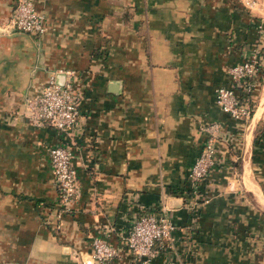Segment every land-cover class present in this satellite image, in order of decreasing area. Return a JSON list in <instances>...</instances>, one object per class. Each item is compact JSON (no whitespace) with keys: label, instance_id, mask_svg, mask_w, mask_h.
Wrapping results in <instances>:
<instances>
[{"label":"crops","instance_id":"0c3cea01","mask_svg":"<svg viewBox=\"0 0 264 264\" xmlns=\"http://www.w3.org/2000/svg\"><path fill=\"white\" fill-rule=\"evenodd\" d=\"M34 5L39 36L3 30L13 0H0V264H94L92 237L116 248L107 264H139L122 238L143 212L174 225L149 264H264V68L247 121L214 101L227 69L264 44V0ZM66 70L75 127H33L25 98ZM212 123L215 161L194 197L185 178ZM60 144L78 193L58 213L47 149Z\"/></svg>","mask_w":264,"mask_h":264},{"label":"built area","instance_id":"2783aa9c","mask_svg":"<svg viewBox=\"0 0 264 264\" xmlns=\"http://www.w3.org/2000/svg\"><path fill=\"white\" fill-rule=\"evenodd\" d=\"M3 30L39 36L46 31L45 16L35 9L34 0H13V7ZM258 31L264 36L263 24L258 25ZM263 46L264 44L254 47L249 58L227 69L230 87L220 86L214 91V101L219 111L235 121L244 122L252 114V89L258 83L264 68L261 53ZM61 75V79H57L56 74L49 76L39 92L25 98L22 116L33 127L50 126L64 133L75 127L79 118V95L73 86L74 72L66 70ZM201 130L205 139L185 178L187 188L194 197L199 192L201 181L214 165V141L220 133V127L217 123H212L204 125ZM47 154L58 195V213L68 211L72 199L78 193L71 150L66 145H53L48 147ZM173 229L171 219L164 213L143 212L135 217L122 239L134 261L149 264L159 248L166 245ZM117 255L116 248L106 239L91 238L89 259L92 263L107 264Z\"/></svg>","mask_w":264,"mask_h":264},{"label":"trees","instance_id":"16d2710c","mask_svg":"<svg viewBox=\"0 0 264 264\" xmlns=\"http://www.w3.org/2000/svg\"><path fill=\"white\" fill-rule=\"evenodd\" d=\"M261 53H262V56L264 57V49L261 50ZM262 71H263V70H262ZM261 73H262V72H261ZM251 108H252V111H253V103H252V107H251ZM188 192H189V190H188Z\"/></svg>","mask_w":264,"mask_h":264},{"label":"water","instance_id":"95a60500","mask_svg":"<svg viewBox=\"0 0 264 264\" xmlns=\"http://www.w3.org/2000/svg\"><path fill=\"white\" fill-rule=\"evenodd\" d=\"M56 77H57V79H61V78H62V75L59 74V75H57Z\"/></svg>","mask_w":264,"mask_h":264},{"label":"rangeland","instance_id":"374dc122","mask_svg":"<svg viewBox=\"0 0 264 264\" xmlns=\"http://www.w3.org/2000/svg\"><path fill=\"white\" fill-rule=\"evenodd\" d=\"M247 121V120H246ZM245 122V121H244Z\"/></svg>","mask_w":264,"mask_h":264}]
</instances>
